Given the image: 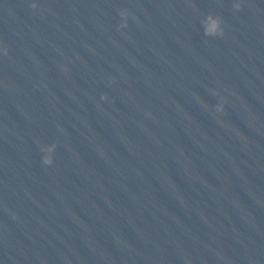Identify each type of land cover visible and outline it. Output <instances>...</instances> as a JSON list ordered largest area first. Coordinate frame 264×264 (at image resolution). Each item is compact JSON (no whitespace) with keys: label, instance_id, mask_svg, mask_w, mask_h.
I'll return each instance as SVG.
<instances>
[{"label":"water","instance_id":"obj_1","mask_svg":"<svg viewBox=\"0 0 264 264\" xmlns=\"http://www.w3.org/2000/svg\"><path fill=\"white\" fill-rule=\"evenodd\" d=\"M0 264H264V0H111L15 187Z\"/></svg>","mask_w":264,"mask_h":264},{"label":"clouds","instance_id":"obj_2","mask_svg":"<svg viewBox=\"0 0 264 264\" xmlns=\"http://www.w3.org/2000/svg\"><path fill=\"white\" fill-rule=\"evenodd\" d=\"M33 8L36 7L35 4L32 5ZM233 8L237 11L241 9V3L237 2L233 4ZM122 17L127 16L128 13L126 11H122L120 13ZM223 21L219 16H214L212 14H208L206 18L202 21L204 35L206 37H222L224 35V28L222 27ZM126 23L122 24L121 27H126ZM5 54H7V49H5ZM215 94V93H214ZM101 99H107L106 94H102ZM207 107V105H205ZM216 112L220 113L224 111L223 104H217L215 108ZM56 145L52 144L47 147H43L42 151L47 153L42 158V163L44 165H52L53 157L51 153L55 151Z\"/></svg>","mask_w":264,"mask_h":264}]
</instances>
